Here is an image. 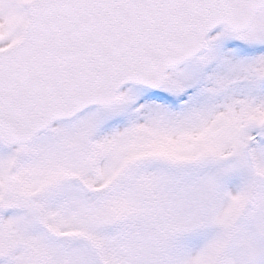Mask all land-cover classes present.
<instances>
[{"label": "snow or ice", "instance_id": "1", "mask_svg": "<svg viewBox=\"0 0 264 264\" xmlns=\"http://www.w3.org/2000/svg\"><path fill=\"white\" fill-rule=\"evenodd\" d=\"M0 264H264V0H0Z\"/></svg>", "mask_w": 264, "mask_h": 264}]
</instances>
